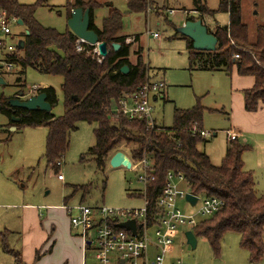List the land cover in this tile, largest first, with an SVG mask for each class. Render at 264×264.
<instances>
[{
  "label": "trees",
  "instance_id": "16d2710c",
  "mask_svg": "<svg viewBox=\"0 0 264 264\" xmlns=\"http://www.w3.org/2000/svg\"><path fill=\"white\" fill-rule=\"evenodd\" d=\"M125 2L127 13L132 14L145 13L147 9L159 14L163 9L151 0ZM219 3L221 10L229 12V24L216 27L212 32L217 39V47L213 52L194 51L192 42L186 38L189 41V62H197L199 70L225 73L235 70L239 76L253 77L254 86L244 90L242 95L244 109L256 112L264 105V25L256 28L255 36L250 41L247 25L242 21L241 0H231L230 8L226 0H219ZM39 4L27 6L19 4L17 0H0V10L20 20L25 30L19 40L24 43L23 49L16 46L15 52L7 53L6 60L12 64V68L19 67L22 76L30 68L43 75L61 77L64 114L54 117L51 112L13 108L9 104L11 98L3 96H0V113L13 121L17 119L14 123L17 128H48L45 159L52 166L64 158L69 133L76 130V123H95V143L89 153L98 165L103 164L110 152H123L134 161L146 158L152 163L154 179L145 186L142 195L149 200L150 223L155 222L154 215L159 213L157 199L165 186L167 173H179L189 193L217 197L224 201L219 212L199 222L193 229L195 238L204 237L214 255L218 256L223 236L237 233L240 247L248 252L249 262H259L264 254V194H256L254 174L244 169L242 156L251 149L250 146L242 143L237 134L228 136L221 164L213 165L209 156L197 149L206 140L192 136L190 132L192 128L203 129L204 112H212L199 103L190 109L175 108L171 129L160 125L150 129L144 120H128L113 114L111 106L116 99L124 93L135 92L149 79L141 50L135 52V63L132 65L129 62L132 44H126L127 37L120 35L124 13L115 9L102 20L99 29L94 24V13L103 4L92 0L67 3V20L75 8L89 10V28L96 32L99 41L106 43L108 51L107 56L99 61L93 53L95 46L77 43L78 38L68 27L59 33L41 26L34 18ZM193 4L197 10L206 12L201 0H193ZM229 39L235 41L236 46H230ZM138 41L139 37L136 38ZM115 44L119 45L117 50ZM235 55L238 58H234ZM124 66L129 68L126 75L121 73ZM20 81L19 77L16 82ZM39 93L46 95V101L52 108L56 103L54 89L40 88ZM0 234L4 236L7 233ZM6 251L16 264H22L19 253L10 249ZM39 259L40 253L36 252L35 260Z\"/></svg>",
  "mask_w": 264,
  "mask_h": 264
},
{
  "label": "rangeland",
  "instance_id": "374dc122",
  "mask_svg": "<svg viewBox=\"0 0 264 264\" xmlns=\"http://www.w3.org/2000/svg\"><path fill=\"white\" fill-rule=\"evenodd\" d=\"M17 1L27 6L40 3L34 18L41 26L55 29L59 33L67 29L66 5L74 0ZM92 1L104 5L94 13V24L99 29L102 20L115 9L124 13L123 30L120 35L127 37L126 44H132L129 62L133 65L136 59L135 52L141 50V57L151 81L163 82L165 85L164 98L153 102L157 124L171 129L175 108L190 109L199 103L203 108L212 111L204 112L202 125L204 130L214 135L199 144L197 149L208 155L213 165L219 166L226 151L228 137L226 131L230 129V77L224 71L199 70L197 62L191 64L188 58L189 41L179 32L187 20L200 18L212 33L216 27L229 24V12L220 9L219 0H201L206 6L204 13L196 9L193 0H153L160 8L163 7L159 14L151 9L140 14L127 13L125 0ZM226 3L229 7L231 0H226ZM170 10L175 11V14L171 15ZM241 15L248 28L249 40L252 41L256 28L264 25V0H241ZM24 32V27L16 23L11 25L10 35L0 36L5 40L6 46L0 48V77L5 80V84L0 85V96L11 98L21 92L28 94L29 89L35 85L40 88L52 87L56 103L50 112L54 117H61L64 114L61 77L43 75L30 68L22 76L19 74V67L8 69L5 66L7 46L11 45L15 52L20 36ZM154 33L158 34L157 38L153 37ZM234 43L236 44L235 41ZM93 53L97 55L99 61L102 60L96 53V47ZM19 77L21 81L17 83ZM112 107L114 108V105ZM14 123L16 122L0 113V232L8 229L13 233L4 236L0 234V264H16L6 249L19 254L21 252V239L18 235L20 211L9 205L25 203L43 205L44 208L40 210L42 215L46 213L45 207L64 204L68 206L86 204L115 209H134L143 206L144 186L139 182V176L143 173L142 168H112L110 161L115 155L113 152L108 154L102 165H98L94 156L89 153L95 143L93 133L97 127L95 123H76V130L69 133L68 148L60 167L56 162L53 166L48 165L45 159L49 134L47 127L17 128ZM249 154L247 152L245 156ZM247 161L249 163V160ZM248 163L244 167L245 170L249 169ZM55 166L58 168L55 169ZM255 173L256 194L263 195L264 174ZM58 174L62 175V181L57 179ZM180 186L184 190L187 188L185 183H181ZM177 208L184 214H193L196 211V208L183 199L177 201ZM209 218L211 216H198L197 220L201 222ZM70 231L72 232L71 227ZM186 231L180 227L173 233V242L166 256L167 262L180 260L183 264H252L249 262L248 252L240 247L239 234L226 233L221 241L220 253L216 256L204 237L196 238L195 248L189 246L184 236ZM150 236L154 239L153 229L150 230ZM53 245L54 242L47 243V248L41 249L40 259L51 254ZM118 256L116 252L111 253L110 264H121ZM60 258V253L55 252L40 264L55 262L58 264ZM154 258L155 249L150 245L149 264ZM254 264H264V254L262 259Z\"/></svg>",
  "mask_w": 264,
  "mask_h": 264
},
{
  "label": "built area",
  "instance_id": "2783aa9c",
  "mask_svg": "<svg viewBox=\"0 0 264 264\" xmlns=\"http://www.w3.org/2000/svg\"><path fill=\"white\" fill-rule=\"evenodd\" d=\"M170 14H175V11L170 10ZM16 23V17L8 16L5 11L0 10V36L10 35L11 25ZM153 37L157 38L158 34L154 33ZM229 43L231 46H236L231 39ZM4 47H6L5 41L0 37V48ZM7 51L11 53L14 49L9 45ZM234 58L238 56L235 55ZM5 66L12 69L11 63L7 62ZM164 88L163 82L151 81L149 78L135 92L124 93L116 99L112 104L114 108L111 106V112L128 120H144L150 129H154L158 124L154 118L153 102L164 98ZM39 89L40 87L35 85L29 89L28 94L21 92L22 96L16 97L20 100H27L36 95ZM190 132L192 136H198L204 140L214 135L210 131L198 128H192ZM61 161H57L56 165L60 167ZM130 162V169L142 168L143 173L139 176V182L145 189V186L154 179L152 163L146 158L140 161L130 159ZM57 179L62 181V175L58 174ZM181 183H185L181 174L167 173L165 186L157 199L159 213L154 215L155 222L152 223L148 220L149 200L145 195L143 206L134 209H115L86 204L63 206L62 208L68 214L71 230L82 241V264H110V254L113 252L119 254L118 260L120 263L123 262L121 264L127 262L129 264H149L150 245H153L155 249V258L151 264H183L180 260L166 261L173 242V233L180 227L193 231L199 224L198 216H213L223 208L224 201L217 197L196 196L197 201L192 206L186 201V195L191 193L187 188L185 190L181 188ZM179 199L185 200L187 204L196 208L195 213L181 212L177 208ZM131 220L136 223L135 233L119 227V224ZM152 229L154 239L150 236Z\"/></svg>",
  "mask_w": 264,
  "mask_h": 264
},
{
  "label": "crops",
  "instance_id": "0c3cea01",
  "mask_svg": "<svg viewBox=\"0 0 264 264\" xmlns=\"http://www.w3.org/2000/svg\"><path fill=\"white\" fill-rule=\"evenodd\" d=\"M227 74L230 77L231 105L230 129L226 131L227 136L237 134L242 143L250 146L251 149L247 151L250 153L249 156H245L247 152L242 156L244 167L247 166V160H249L248 171L253 174L255 172L264 174V105H261L256 112H247L244 109L242 95L244 90L254 86L255 80L251 76H239L235 70ZM0 83L1 85L5 84L4 78L0 77ZM16 96L14 98H17ZM9 206L16 207L20 211V232L18 235L21 239L20 258L23 264H34L36 252L41 253V249H46L47 243L51 242L52 244L54 242V245L51 247L52 252L49 256L59 252L61 261L58 260V264H82V241L72 233L73 231H70L68 215L62 208L65 204L47 206L45 207L46 213L43 215L40 212L44 208L43 205L25 203ZM5 232L8 235L13 234L8 229ZM49 256L37 260V264L45 261Z\"/></svg>",
  "mask_w": 264,
  "mask_h": 264
},
{
  "label": "water",
  "instance_id": "95a60500",
  "mask_svg": "<svg viewBox=\"0 0 264 264\" xmlns=\"http://www.w3.org/2000/svg\"><path fill=\"white\" fill-rule=\"evenodd\" d=\"M17 24L22 25L20 20ZM90 16L89 10L82 8H75L71 12L70 18L67 20V26L69 30L78 38L77 43H86L96 47V51L102 59H104L107 54L106 43L99 41L98 35L95 31L89 28ZM185 38H188L192 42V47L194 51L200 52H213L217 47L216 37L208 32L207 27L202 23L200 19L198 20H187L179 32ZM28 34V31H26ZM23 41H19L17 46L18 49H23ZM115 50L118 49L119 45H114ZM129 72L128 66L121 68V73L126 75ZM22 93L18 94L21 97ZM9 104L13 108L24 109L27 111H43L50 112L51 105L46 101V95L44 93H39L27 100H20L19 98L9 99ZM17 121V119H15ZM112 168L124 167L125 169H130L131 162L130 159L123 152H116L110 161ZM186 201H188L192 206L195 205L197 197L192 194L186 195ZM120 228L131 231L135 233L136 223L134 220L123 222L119 224ZM140 227V225H139ZM186 243L192 248L196 247V238L192 231H186L184 233ZM123 263V262H121Z\"/></svg>",
  "mask_w": 264,
  "mask_h": 264
},
{
  "label": "flooded vegetation",
  "instance_id": "af4514ba",
  "mask_svg": "<svg viewBox=\"0 0 264 264\" xmlns=\"http://www.w3.org/2000/svg\"><path fill=\"white\" fill-rule=\"evenodd\" d=\"M198 19H200V18H198ZM198 19H197V20H198Z\"/></svg>",
  "mask_w": 264,
  "mask_h": 264
}]
</instances>
